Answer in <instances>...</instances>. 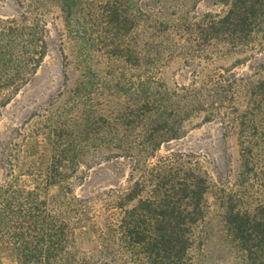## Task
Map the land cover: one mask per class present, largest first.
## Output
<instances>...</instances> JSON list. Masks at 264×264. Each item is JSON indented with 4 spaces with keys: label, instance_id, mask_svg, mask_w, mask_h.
Returning a JSON list of instances; mask_svg holds the SVG:
<instances>
[{
    "label": "trees",
    "instance_id": "obj_1",
    "mask_svg": "<svg viewBox=\"0 0 264 264\" xmlns=\"http://www.w3.org/2000/svg\"><path fill=\"white\" fill-rule=\"evenodd\" d=\"M12 1L17 16L0 18L1 106L30 82L49 50L50 5L61 14L76 73L72 86L28 121L50 150L45 170L26 174L31 184L15 171L14 137L2 148L0 248L15 254V264H191L209 180L192 154H155L198 118L218 120L224 134L236 136L245 191L234 202L226 194L224 231L246 264H264V199L254 197L264 192V76L254 81L258 73L236 77L206 66L264 47V0H213L222 13L190 22L155 18L141 9L144 0ZM61 52L65 70L70 64ZM175 56L192 71L187 84L169 87L159 67ZM118 159L132 161L124 187L75 195L85 171ZM82 223L97 240L87 258L73 248Z\"/></svg>",
    "mask_w": 264,
    "mask_h": 264
},
{
    "label": "rangeland",
    "instance_id": "obj_2",
    "mask_svg": "<svg viewBox=\"0 0 264 264\" xmlns=\"http://www.w3.org/2000/svg\"><path fill=\"white\" fill-rule=\"evenodd\" d=\"M140 7L155 18L170 21L188 19L189 22L193 17L205 13L220 14L224 11V7L213 0H144ZM18 13L19 9L12 0H0V18L14 17ZM44 21L49 50L43 62L30 82L6 106H1L0 103V182L5 179L3 163L5 154L2 148L11 136L14 137L16 144L15 147H11L18 165L15 171L24 174L22 176L24 182L32 183L27 173L44 171L48 166L49 147L42 137L28 131L30 126L28 121L33 113L46 106L48 100L56 97L60 90L66 86L71 87L76 77L72 67L70 45L65 36L61 14L56 6L48 7L44 12ZM61 49L70 64L65 70ZM263 62L264 47L223 54L206 66L208 70L219 68H222V71L230 70L229 73L236 77H247L258 73L253 79L255 81L264 76V73L259 72V66ZM65 71L69 79L67 84L64 80ZM191 71L192 67L186 66L180 57L175 56L160 64L158 77L166 85L173 87L175 84H187ZM260 121L264 130V116ZM15 130H19L20 134L14 135ZM260 147L264 152V143H261ZM170 152L194 155L209 180V189L205 194V212L202 220L195 227L194 243L189 250L191 264H246L238 249L230 242L231 239L225 233L223 223L228 202L226 194L233 196L234 202L240 199L245 191L239 177L241 162L236 136L233 133L224 134L223 126L218 120L200 123L198 118L188 126L184 137L161 146L155 157ZM154 159L152 158L151 161ZM131 165V160L118 159L103 163L88 172L85 171V180L82 185L75 187V195L84 197L108 189L124 187ZM252 191L248 189V195H251ZM254 197L264 199V192ZM247 201L250 207L255 205V201L244 199L245 203ZM73 239L74 252L79 258L90 257L97 247V240L90 230L89 223L75 227ZM15 263V254L10 249L0 248V264Z\"/></svg>",
    "mask_w": 264,
    "mask_h": 264
}]
</instances>
